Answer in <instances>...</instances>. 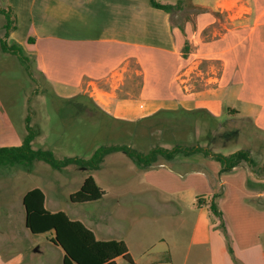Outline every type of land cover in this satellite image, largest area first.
<instances>
[{
  "label": "crops",
  "instance_id": "obj_1",
  "mask_svg": "<svg viewBox=\"0 0 264 264\" xmlns=\"http://www.w3.org/2000/svg\"><path fill=\"white\" fill-rule=\"evenodd\" d=\"M156 1L175 5L180 0ZM189 1L202 12L180 25L172 18L182 9L169 14L151 6L149 0H19L13 6L15 27L10 38L28 19V34L14 43L28 49L38 71L51 84L69 90L66 98L76 96L86 81L112 83L124 75L132 59L141 63L145 85L137 95L119 97L112 87L103 90L107 97L104 103L92 104L119 123L133 116L141 119L159 110L180 108L206 109L218 115L222 105H215L216 94L212 92L204 93V104L195 103L193 98L172 100L164 106L163 90L149 87L150 79L160 77L149 76L147 53L164 57L181 49L189 39L201 44L199 54L193 53L197 57L250 65V70H237L233 75L236 83H244L236 94L241 107L237 111L252 119L256 131L264 134V0ZM206 30L212 36H205ZM243 73H250V84L245 85ZM156 105L160 106L154 108ZM142 109L151 112L145 114ZM123 156L127 155L120 151L104 159ZM131 164V169L119 170L116 167L120 165L114 163L104 172L100 166L96 171L109 180L131 177L132 182L107 188L98 184L105 194L91 206L108 199L107 208L97 205L100 208L78 210L74 218L69 217L91 229L97 240L124 241L133 264H235L223 228L231 239L237 264H264V171L257 173L242 164L222 173L218 161L201 153L164 160L148 169L139 168L132 159ZM17 166L28 175L32 172L21 164L9 166V171ZM6 188L2 183L0 192ZM25 194L14 207V211H23L25 231L17 230L7 245L18 251L10 259L0 253V264H64L65 251L53 242L54 232L36 249L30 242L34 233L26 225ZM211 201L217 204L221 218L211 213ZM12 224L7 222L10 227ZM190 225L192 232L186 234ZM115 261L130 264L122 257Z\"/></svg>",
  "mask_w": 264,
  "mask_h": 264
},
{
  "label": "rangeland",
  "instance_id": "obj_2",
  "mask_svg": "<svg viewBox=\"0 0 264 264\" xmlns=\"http://www.w3.org/2000/svg\"><path fill=\"white\" fill-rule=\"evenodd\" d=\"M15 4H19V0H0V8L12 19ZM201 12L202 9L189 0H184L182 11L178 16H173L172 21L181 25ZM5 24V14L0 12V39L6 40L9 45L26 36L31 28L28 19L21 22L16 35L11 39L10 36L5 38ZM208 35L212 36L211 31L206 30L205 36ZM200 48L201 44L196 45L187 39L181 49L166 54L165 58L160 57V53H147L146 67L149 76L160 77L150 79L149 87L155 89L159 86L160 90H163L164 106L170 105L172 100L187 101L193 98L196 99L195 103L204 104L207 100L204 93L212 92L216 94L213 97L215 105L218 106V103L222 105L217 109L218 115H212L213 118H210L208 114L199 111L185 117L179 112L177 119L174 120L160 114L153 120L142 123L138 122L140 119L138 116L119 123L92 108V104L96 101L104 103L107 97L103 90H112V87L119 97L137 95L145 85L143 68L137 60L127 62L124 75L116 77L112 83L106 80L90 83L86 81L76 96L66 98L69 90L58 84L56 86L51 84L38 71L35 59L29 56L27 48L23 50L29 57L31 74L16 56L3 52L0 47V147L20 145L23 142L28 133L26 118L30 116L31 126L37 132L33 148L51 150L57 159L65 157L89 159L98 148L113 145L129 146L146 154L157 146L172 149L177 144L186 147L200 144L214 153L224 155L246 150L255 162V165L249 167L254 172H263L264 134L256 131L252 119L238 115L240 103H236L235 100L238 90H241L244 83L240 80L236 83L233 75L237 70L243 69L245 72L247 69L250 70V65H237L234 62L226 64L220 59H206L193 55L199 54ZM243 76L247 77L245 85L250 84V73H243ZM94 87L96 92L93 90ZM157 106L160 105L154 108ZM180 109L178 111H181ZM142 111L147 114L151 109ZM164 160H166L164 157L159 156L155 164ZM114 163L120 165L116 167L119 170H129L133 165L127 156L107 157L101 165L103 172L109 171ZM9 169V166L0 168V185L3 183L7 187L0 192V253L7 259L12 258L18 251L17 248L7 247L14 239V234L17 230L21 233L25 231L23 211H14V207L19 205L21 195L27 191L41 189L46 197L47 210L62 211L73 218L78 210L100 207L106 209L108 206V199L97 204L100 207L91 206L93 202L82 204L70 200V196L80 189L83 179L87 176L84 167L73 164L66 169L57 170L44 162H34L29 175L20 166L12 168L14 173ZM103 172L92 173L103 188L112 184L132 182L131 177L111 181ZM8 221L13 222L11 227L7 225ZM52 232L34 234L29 240L36 249L38 244L46 243V238ZM185 232L191 233L192 225L186 228ZM186 242L189 243V239ZM226 244L236 264L230 237H226Z\"/></svg>",
  "mask_w": 264,
  "mask_h": 264
},
{
  "label": "trees",
  "instance_id": "obj_3",
  "mask_svg": "<svg viewBox=\"0 0 264 264\" xmlns=\"http://www.w3.org/2000/svg\"><path fill=\"white\" fill-rule=\"evenodd\" d=\"M149 2L154 8L171 14L182 9L184 0H180L175 5L161 4L156 0H149ZM0 12L5 14L6 17L5 38H8L15 27V20L11 17L9 18V16L6 15L5 10L1 8ZM0 47L3 52L16 56L31 74L29 57L25 54L20 45L17 43L9 45L6 40L0 39ZM178 110H159L150 116L139 119L138 122L142 123L153 120L160 114H164L168 119L174 120L179 112H181V115L187 117L195 112L201 111L208 114L210 118H213L206 109L196 111H188L185 109H180L181 111ZM26 124L28 133L20 145L0 147V166L21 164L28 172L34 162H44L57 170H62L73 164L84 167L88 175L80 189L70 196V200L73 203L83 204L95 202L104 196L105 191L98 185L95 178L90 173L98 170L104 157L114 152H124L141 169H148L154 166L159 156L164 157L166 160H172L182 155L183 157H186L195 153L204 154L205 156L218 161L221 164L222 173H228L232 171L233 168L242 164H247L248 166L255 165L254 160L246 150H239L229 155H224L222 153H214L207 147L200 146V144L187 147L177 144L172 149L157 146L152 148L146 154L133 150L129 146L113 145L98 148L89 159L79 157L57 159L51 150L33 148V141L37 136V132H35L31 126L30 116L26 118ZM209 140H204V142H209ZM23 204L27 209V228L34 234H44L53 231L55 233L53 242L65 251L64 264H116L115 260L119 257H122L128 263L133 264L129 249L124 241L97 240L94 232L86 227L81 221L71 219L62 211L51 212L47 210L45 207V194L41 189L34 188L28 191L23 198ZM209 209L216 217H222L217 204L213 201L209 203ZM223 231L228 238L225 228H223Z\"/></svg>",
  "mask_w": 264,
  "mask_h": 264
},
{
  "label": "water",
  "instance_id": "obj_4",
  "mask_svg": "<svg viewBox=\"0 0 264 264\" xmlns=\"http://www.w3.org/2000/svg\"><path fill=\"white\" fill-rule=\"evenodd\" d=\"M25 207V206H24ZM25 213H26V216H27V209H26V207H25ZM31 231V230H30ZM32 232V231H31ZM33 233V232H32Z\"/></svg>",
  "mask_w": 264,
  "mask_h": 264
},
{
  "label": "built area",
  "instance_id": "obj_5",
  "mask_svg": "<svg viewBox=\"0 0 264 264\" xmlns=\"http://www.w3.org/2000/svg\"><path fill=\"white\" fill-rule=\"evenodd\" d=\"M92 86H93V85H92ZM93 90H94V92H96V91H95V87L93 88ZM92 97H93V95H92Z\"/></svg>",
  "mask_w": 264,
  "mask_h": 264
}]
</instances>
